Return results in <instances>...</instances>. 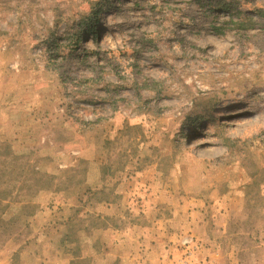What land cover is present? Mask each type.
<instances>
[{"label":"rangeland","instance_id":"374dc122","mask_svg":"<svg viewBox=\"0 0 264 264\" xmlns=\"http://www.w3.org/2000/svg\"><path fill=\"white\" fill-rule=\"evenodd\" d=\"M217 1L0 0V264H264V0Z\"/></svg>","mask_w":264,"mask_h":264},{"label":"trees","instance_id":"16d2710c","mask_svg":"<svg viewBox=\"0 0 264 264\" xmlns=\"http://www.w3.org/2000/svg\"><path fill=\"white\" fill-rule=\"evenodd\" d=\"M233 1L229 0H218L217 2L214 3V5L212 6L213 9H216V11H218L219 14H226L229 17H236V20H232L230 19L229 22L231 24H233V26L235 28H247V27H252L256 21L252 18V17H244L245 15H243L244 12L238 10V8H235L234 10V14H231L232 8L234 7L233 5ZM238 5V4H237ZM254 13H256L257 15H261L262 10L261 9H254L253 10ZM213 31H215L216 35H221V31L223 30L222 28H217L214 27L212 28ZM91 31H93L91 29ZM79 39V38H78ZM77 39V40H78Z\"/></svg>","mask_w":264,"mask_h":264}]
</instances>
